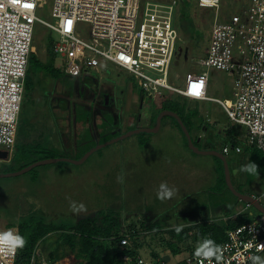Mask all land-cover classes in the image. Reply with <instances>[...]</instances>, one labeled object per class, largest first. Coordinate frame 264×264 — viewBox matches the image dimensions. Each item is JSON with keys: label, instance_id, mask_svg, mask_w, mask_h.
<instances>
[{"label": "rangeland", "instance_id": "1", "mask_svg": "<svg viewBox=\"0 0 264 264\" xmlns=\"http://www.w3.org/2000/svg\"><path fill=\"white\" fill-rule=\"evenodd\" d=\"M158 1L165 3L168 0ZM249 1L221 0L216 10L214 7L198 6L197 0H190L189 13L194 25L203 33L204 40L198 43L199 45L195 44L179 31L178 51L170 71V79L175 85L183 83L187 72H199L203 69L198 60L207 50L215 17L219 21H227L234 13L242 14ZM51 4L52 0H45L44 7L37 10V15L51 20ZM175 24L179 29L178 13ZM49 32L51 39L58 38L56 33H51L44 25L36 23L34 53L43 61L48 56ZM56 63H61L59 57H56ZM68 75L69 79L74 81L91 78L92 82L87 83L84 95L76 92V86L72 87L71 94L60 83L53 85L54 94L50 97L49 92L47 103L43 102V106H40L41 110L47 111L45 123L53 127L54 132H46L41 138H32L30 128L26 125L31 106L25 102L22 109L25 121L19 128L16 143L9 153V158L0 160V229L11 228L7 227L9 223L29 219L30 215L37 221L73 222L80 216L98 210L114 209L120 211L125 223L133 219L138 220L137 227L140 221H144L145 225L154 222L161 224L159 228L143 230L138 236V251L144 258L153 261V253L161 257L167 254L169 258L166 264H184L187 245L196 246L201 239L195 237V230L191 229L190 237L179 244L178 252L174 254L164 242L172 237L169 229L177 226L189 228L188 226L195 222L234 217L244 205L242 200L235 202L232 192L219 180L221 163L212 154L198 153L190 149L183 130L169 115L161 118L157 130L134 132L100 147L79 162L87 151L96 145L106 143L125 132L148 127L151 120L157 117L161 98L150 100L145 96L142 107L137 108L134 104L135 95L141 89L136 79L127 73H113L111 67L104 62H101L100 74L92 69L76 67L68 72ZM233 77L234 71L208 69V95L219 98L230 97L231 93L234 95ZM119 86L123 88V93L118 91ZM104 93L113 97L108 105L101 103ZM39 94V91L33 93L36 98ZM52 101L56 102L51 107ZM39 103L36 102L35 105ZM80 103L92 104L94 109L93 120L87 125L92 130V135L88 137L84 124L74 119L75 107ZM195 104L211 125L209 132H200L201 137L216 132L226 136L228 130L233 127V134L241 138L244 144H248L246 128L232 123L218 103L211 100L202 103L187 99V107H193ZM204 106L214 112H207ZM101 121L103 124H99ZM195 141L197 142V138ZM198 143L201 148L209 145L205 139L199 140ZM47 144L54 147L58 157L68 159L40 164L22 174H11L35 161L45 159L43 156ZM246 156H239L237 162L233 161L236 157L226 156L229 165L235 167V170H231V181L234 187H241V192L253 194L264 204V168L258 167L259 174L252 175L250 183V175L238 171L241 166L246 165ZM162 182H166L170 189L175 190L171 199L161 201L157 198ZM72 201L77 205L82 203L87 211H72ZM23 210L30 211V214L23 216ZM57 234L50 232L40 239L36 251L44 259L52 249L56 253L63 251L68 261H72L73 255L67 246L57 244ZM260 257L264 258V254ZM73 260L76 262L75 258Z\"/></svg>", "mask_w": 264, "mask_h": 264}, {"label": "built area", "instance_id": "2", "mask_svg": "<svg viewBox=\"0 0 264 264\" xmlns=\"http://www.w3.org/2000/svg\"><path fill=\"white\" fill-rule=\"evenodd\" d=\"M220 1L197 0V4L218 10ZM44 3L0 0V148L10 153L15 145L29 56L34 52L35 25L40 23L58 35L52 39L51 51L67 72L78 67L100 74L104 62L117 75H132L151 100L169 93L215 101L232 123L246 128V142L264 152V0H250L242 14L234 13L227 21L215 17L206 54L198 60L203 69L187 72L181 85L170 79L179 40L175 24L179 0H52L51 20L36 13ZM211 68L234 71L232 97L208 95ZM237 149L241 150L240 146L235 147L240 152ZM223 152L227 154L229 147H223ZM252 207L244 201L237 214L249 211L250 220L228 229L224 240L215 242L222 251L219 264H252L250 256L264 254V250H257L264 244V212ZM8 229L18 230L0 231ZM119 244L132 246L130 233L123 234ZM248 244L252 247L246 248ZM197 245L185 255L184 264H200L201 260L209 264L208 259L194 255ZM17 255L18 249L15 255L0 253V264H19ZM74 258L41 257L40 264H75ZM121 260L124 264L156 263L139 252H126ZM211 264H217L215 258Z\"/></svg>", "mask_w": 264, "mask_h": 264}, {"label": "trees", "instance_id": "3", "mask_svg": "<svg viewBox=\"0 0 264 264\" xmlns=\"http://www.w3.org/2000/svg\"><path fill=\"white\" fill-rule=\"evenodd\" d=\"M179 6L178 30L186 37L187 40L193 41L195 44H200L201 41L204 40V37L200 29L194 25L191 13H189L190 0H179ZM50 35L51 34L49 32L47 38V59L45 61L41 60L34 52H31L29 56L16 140L19 134V128L22 122L25 121L22 117V109L25 105V102L29 103L31 106V112L26 118L27 128H30L32 138H41L46 132L50 134V132L52 133L54 130L53 127L45 123V113L47 111L41 110L42 107L40 104L43 106L45 102L47 103L51 95L54 94L55 90L53 89V85L57 82L60 83V85L65 90H68V92L71 94L72 87H75V81L69 79L68 72L62 66L56 63V56L51 51L52 39L50 38ZM177 51L178 50H176V53ZM35 91L40 92L37 98L33 95ZM49 92L50 97L48 95ZM76 92L79 95L85 94L81 93L80 87L76 88ZM56 101L59 102V100ZM56 101L51 102V107ZM36 102L40 103L35 105ZM160 102L161 108L159 112L164 109H169L176 112L189 131L193 142L200 149H208L224 153L223 147L227 146L229 147V152L225 155L231 156L232 158L236 157L233 159V161L237 162L238 157L241 155L243 156L244 154L245 156L247 155L246 165L250 162H253L259 167L264 168V152L253 144H244V141L241 140V138L233 134L235 128L231 127L226 133V136H222L219 134V132H216L215 134H208L206 137H201L200 132H209L211 125L204 119V116H202L196 104L193 107H187V98L169 93H165L161 97ZM52 109L53 108H51V111ZM75 110V121L80 122L82 125L84 124L86 127L85 131H87L86 136H91L92 130L87 127V125L93 120V109L91 105L80 103L76 105ZM159 112H157V114ZM170 117L182 130L177 119H175L173 116ZM155 120L156 117L152 119L147 126H153L155 124ZM50 124H52V121ZM99 124H103V121H101ZM57 136H59L58 133ZM198 137H200V140L205 139L209 145L206 148H201L199 143L195 141V139ZM236 146H240V152L235 151ZM44 153L45 156H43V158L58 157L54 152V147L48 144L45 147ZM216 158L221 163L222 168V172L219 175V180L224 184L225 188L231 192V190L227 187L224 178V169L221 159L218 156H216ZM227 162L229 165L228 159ZM232 169L235 170L234 165L233 168L229 165L230 174H232ZM249 175L250 183L252 175ZM240 188L241 187L236 189L241 192ZM234 197L235 202H238L239 199L235 195ZM27 213L30 214V211H22L23 216ZM250 217L249 211H245L243 213L236 214L234 217H228L223 220L210 219L195 222L189 225V228L183 226L182 231L179 234H177L175 227H173L169 229V234H171L172 237L165 239L164 242L171 250V253L176 254L178 252L179 244L187 240L190 237L189 231L194 229L195 237H200L201 241L204 239H212L216 243H219L224 240L226 231L228 229L245 223L246 221L250 220ZM137 225L138 220L133 219L130 222L125 223L124 218L119 210L108 209L98 210L89 215L80 216L76 221L73 222L62 221L55 223L52 221H37L36 218H33L32 215H30L29 219H21L17 222L9 223L7 227H17L19 235L23 236L27 241L23 249H18L17 262H19V264H29L31 262L32 264L41 263V255L36 251V246L38 241L45 238V236L50 232L58 233L57 244L67 246L68 250L76 259L75 264H124V262L121 260L122 254L126 252L130 254L139 252L138 246L140 243L138 241V236L142 234V231L149 228L152 229L161 227V224L158 222L145 225L144 221H140L139 227H137ZM125 233H130L133 242L132 246H121L119 244L120 237ZM193 247L194 246L188 244L186 248L187 253L190 252ZM64 256H66V254L63 251L61 253H56V251L52 249L48 253L47 259L54 260ZM152 257L156 262L155 264H159V261L161 260L164 261L163 257L157 255L156 253H153Z\"/></svg>", "mask_w": 264, "mask_h": 264}, {"label": "clouds", "instance_id": "4", "mask_svg": "<svg viewBox=\"0 0 264 264\" xmlns=\"http://www.w3.org/2000/svg\"><path fill=\"white\" fill-rule=\"evenodd\" d=\"M237 151H240V149H237ZM258 167L259 166L256 163L250 162L247 165L241 166L238 171L247 172L251 175H258ZM174 193V189H170L166 182H162L157 192V198L161 201L171 199ZM70 208L77 213L87 211L85 205L82 203L77 205L74 201L70 203ZM175 231L179 234L182 231V226L175 227ZM26 243V239L19 235L18 230L16 229L0 231V253L2 254L15 255L17 249H23ZM245 247L250 248L252 245L248 244ZM257 250H264V244H260ZM194 255L198 258L202 257L203 259H208L209 264H211L212 258H215L217 264H219L222 259L221 246L217 245L212 239H204L202 242L198 243ZM249 259L252 261V264H264V258L258 255L250 256ZM200 264H203V260H201Z\"/></svg>", "mask_w": 264, "mask_h": 264}, {"label": "water", "instance_id": "5", "mask_svg": "<svg viewBox=\"0 0 264 264\" xmlns=\"http://www.w3.org/2000/svg\"><path fill=\"white\" fill-rule=\"evenodd\" d=\"M83 90H84V86L81 85L80 86L81 93L83 92ZM105 103H108V97L107 96H105ZM164 115H170V116H173L175 119H177L179 125L181 126V128H182V130H183V132L185 134V137H186V140H187V143H188L190 149H192L193 151H196L198 153H208V154L216 155V156H218L221 159V161L223 162V165H224V177H225V181H226L227 187L231 190V192L239 200L250 202L255 209H257L258 211L264 212V205L258 200V198H256L251 193L240 192L234 187V185H233V183L231 181L229 165H228V162H227V159H226V155L224 153L220 152V151L200 149L193 142L189 131L187 130L186 126L184 125V123L181 120V118L179 117V115L176 112L171 111L169 109H164V110L160 111V113L156 117L155 124L153 126H151V127H141V128L135 129V130H131V131L123 133L122 135H120L118 137H115V138L107 141L106 143L98 144L95 147L91 148L89 151H87V153L79 160V162L83 161L91 152L99 149L100 147H102V146H104L106 144H109L111 142H114V141H116V140H118L120 138H123L125 136H128V135H130V134H132L134 132H140V131H145V130H152V131L157 130L159 128V126H160L161 118ZM199 140H200V137L197 138V142ZM8 158H9L8 150L0 148V160H7ZM64 159H68V158H66V157H55V158L40 159L38 161H35V162L23 167L22 169H20L18 171L12 172L11 174L12 175L22 174V173L30 170L34 166H37V165H40V164H47V163H51V162H56L58 160H64ZM6 175H8V174H6ZM168 258H169V255H167V254L163 255V259L165 261H167Z\"/></svg>", "mask_w": 264, "mask_h": 264}, {"label": "flooded vegetation", "instance_id": "6", "mask_svg": "<svg viewBox=\"0 0 264 264\" xmlns=\"http://www.w3.org/2000/svg\"><path fill=\"white\" fill-rule=\"evenodd\" d=\"M89 82L90 83L92 82V79L91 78L86 79V80H78V81H75V86H76V88H79L81 85H83L84 86V90H83L82 93H85L86 92V85ZM118 91L120 93H123L124 92V90H123V88L121 86L118 87ZM105 96L108 97V103H105ZM144 97H145V95H144V93H143L142 90L141 91L139 90L137 92V94L135 95L134 104L137 105V108H141L142 107L143 102H144ZM112 100H113V97L109 93H104L102 95V97H101V103L104 104V105L110 104L112 102ZM91 107L93 108L92 104H91Z\"/></svg>", "mask_w": 264, "mask_h": 264}, {"label": "crops", "instance_id": "7", "mask_svg": "<svg viewBox=\"0 0 264 264\" xmlns=\"http://www.w3.org/2000/svg\"><path fill=\"white\" fill-rule=\"evenodd\" d=\"M205 54H206V52H205ZM204 54V55H205ZM208 90H209V83H208ZM208 90H207V93H208ZM232 95H233V93H231V96L230 97H232ZM210 97H212V96H210ZM230 97H222V98H230ZM217 98H219V97H217ZM194 101H196V102H199V101H201L202 103H203V101H207V100H194ZM212 101V100H211ZM215 102V101H214ZM205 107V106H204ZM205 109L207 110V112L208 111H210V112H214V111H212V110H210L209 108H207V107H205ZM222 109V108H221ZM222 111H223V109H222ZM224 112V111H223ZM224 114H225V112H224ZM216 115V114H215ZM226 115V114H225ZM203 116V115H202ZM227 117V116H226Z\"/></svg>", "mask_w": 264, "mask_h": 264}, {"label": "snow or ice", "instance_id": "8", "mask_svg": "<svg viewBox=\"0 0 264 264\" xmlns=\"http://www.w3.org/2000/svg\"><path fill=\"white\" fill-rule=\"evenodd\" d=\"M71 22L69 21V24H70ZM196 94L198 95L199 94V91L197 90V92H196Z\"/></svg>", "mask_w": 264, "mask_h": 264}]
</instances>
